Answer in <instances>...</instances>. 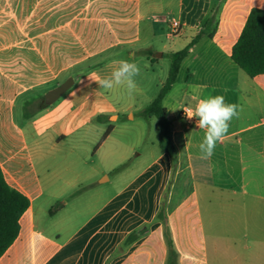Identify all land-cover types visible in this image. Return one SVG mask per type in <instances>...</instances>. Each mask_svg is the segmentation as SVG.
Listing matches in <instances>:
<instances>
[{"label": "crops", "instance_id": "1", "mask_svg": "<svg viewBox=\"0 0 264 264\" xmlns=\"http://www.w3.org/2000/svg\"><path fill=\"white\" fill-rule=\"evenodd\" d=\"M255 8L264 0H0V167L30 201L0 264H167L162 209L179 264H264V74L232 59ZM189 46L163 101L175 156L158 136L145 158L143 125L121 119ZM119 60L141 70L132 94L94 82ZM215 95L239 117L202 160L204 130L181 113Z\"/></svg>", "mask_w": 264, "mask_h": 264}, {"label": "trees", "instance_id": "2", "mask_svg": "<svg viewBox=\"0 0 264 264\" xmlns=\"http://www.w3.org/2000/svg\"><path fill=\"white\" fill-rule=\"evenodd\" d=\"M196 41L197 39L193 41V44ZM189 50L190 46L170 55L171 67L165 84L154 101L140 112V116L147 121L152 118L159 121V146L163 153L171 157L175 156L176 149L173 144L168 111L163 101L175 85L182 62L188 56ZM232 59L252 78L264 74V10L255 8L251 11L246 26L233 48ZM105 119L106 117H99L98 121L103 122ZM112 130V127L107 130L103 141ZM29 206V199L9 186L0 167V259L17 239L20 230L19 220ZM159 219L164 225L168 247L167 264H179V253L176 250L164 209L160 211Z\"/></svg>", "mask_w": 264, "mask_h": 264}, {"label": "clouds", "instance_id": "3", "mask_svg": "<svg viewBox=\"0 0 264 264\" xmlns=\"http://www.w3.org/2000/svg\"><path fill=\"white\" fill-rule=\"evenodd\" d=\"M114 63L116 67L109 75L94 82L106 91L122 87L132 94L137 88L135 77L140 75L139 66L127 60ZM186 115L189 119L197 118V127L204 130L203 140L198 146L199 158L208 160L213 156L217 142L228 133L232 119L239 117V111L236 104L226 102L224 95H215L200 99L193 109L186 110Z\"/></svg>", "mask_w": 264, "mask_h": 264}, {"label": "rangeland", "instance_id": "4", "mask_svg": "<svg viewBox=\"0 0 264 264\" xmlns=\"http://www.w3.org/2000/svg\"><path fill=\"white\" fill-rule=\"evenodd\" d=\"M158 52L159 53H157V54H161V50H158ZM166 60H167L166 61L167 63H170V61L168 59H166ZM130 116H131V114L123 115L121 121H124V122L132 121L134 123H141L143 125L142 127H144V141H143V144L141 145L138 152L143 151L144 157L146 158L147 150L149 147H151V143L152 142L157 143L158 120L156 118H153V119L147 121L140 116V112L134 114L135 117L133 120L129 119ZM135 158H136V155L133 157V159H135ZM116 173H118V172H112V175L116 176L117 175Z\"/></svg>", "mask_w": 264, "mask_h": 264}, {"label": "water", "instance_id": "5", "mask_svg": "<svg viewBox=\"0 0 264 264\" xmlns=\"http://www.w3.org/2000/svg\"><path fill=\"white\" fill-rule=\"evenodd\" d=\"M72 83H73V81L70 80V81L66 82L65 84H63L62 86H60L59 88L50 92L46 96V103L47 104L54 103L59 97H61L71 87Z\"/></svg>", "mask_w": 264, "mask_h": 264}, {"label": "built area", "instance_id": "6", "mask_svg": "<svg viewBox=\"0 0 264 264\" xmlns=\"http://www.w3.org/2000/svg\"><path fill=\"white\" fill-rule=\"evenodd\" d=\"M169 22L171 24V27H172V30L177 33L179 28H180V23L178 20H176L175 18H170L169 19ZM188 109H191L190 107L188 106H185L183 109H182V118L185 120V122L188 124V125H191L195 122V117H193L192 119H189L186 115V110Z\"/></svg>", "mask_w": 264, "mask_h": 264}]
</instances>
